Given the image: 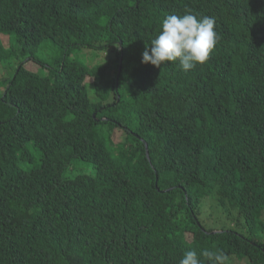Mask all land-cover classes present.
<instances>
[{
  "label": "trees",
  "instance_id": "trees-1",
  "mask_svg": "<svg viewBox=\"0 0 264 264\" xmlns=\"http://www.w3.org/2000/svg\"><path fill=\"white\" fill-rule=\"evenodd\" d=\"M186 9L210 59L141 63ZM0 67V264H264V0H0Z\"/></svg>",
  "mask_w": 264,
  "mask_h": 264
},
{
  "label": "clouds",
  "instance_id": "clouds-1",
  "mask_svg": "<svg viewBox=\"0 0 264 264\" xmlns=\"http://www.w3.org/2000/svg\"><path fill=\"white\" fill-rule=\"evenodd\" d=\"M160 30L150 39L141 54V63L157 68L171 63L183 72H188L206 63L214 51L219 35L215 30V19L201 16L186 9L184 14H167L159 25ZM207 257L210 264H226L228 257L222 253L205 250L198 253L194 249L185 251L179 264H203Z\"/></svg>",
  "mask_w": 264,
  "mask_h": 264
},
{
  "label": "rangeland",
  "instance_id": "rangeland-1",
  "mask_svg": "<svg viewBox=\"0 0 264 264\" xmlns=\"http://www.w3.org/2000/svg\"><path fill=\"white\" fill-rule=\"evenodd\" d=\"M96 54H100L101 58H105L106 57V52H99V51H95V50H91V49H80L78 50L74 55L77 59H79L82 62H90L95 60L96 58ZM4 66V65H3ZM1 68V67H0ZM3 72L0 71V77L2 76ZM28 152L31 154V160H27L25 162H21V166L25 169L31 167L32 165H37L38 159H37V151L35 149V147L33 146L32 142H29L28 145ZM84 171L87 170L86 166H82ZM76 171H78V169H74L73 172L76 173ZM213 202V201H212ZM203 210V214L202 216L207 219V216L210 214L211 216V220L218 221V215H219V211L218 209H216L215 204L211 203L209 201V204H207L206 206H204L202 208ZM210 222V220L208 221ZM216 225L220 226V222H218ZM252 236L256 239H258L260 242L264 243V218H261L259 221L256 222L253 231H252ZM231 264H249L248 260L246 258H235L232 257L231 258Z\"/></svg>",
  "mask_w": 264,
  "mask_h": 264
}]
</instances>
